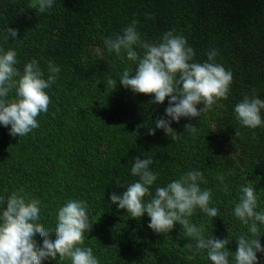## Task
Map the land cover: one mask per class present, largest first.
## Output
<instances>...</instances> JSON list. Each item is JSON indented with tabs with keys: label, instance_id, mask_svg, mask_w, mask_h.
Instances as JSON below:
<instances>
[{
	"label": "trees",
	"instance_id": "obj_1",
	"mask_svg": "<svg viewBox=\"0 0 264 264\" xmlns=\"http://www.w3.org/2000/svg\"><path fill=\"white\" fill-rule=\"evenodd\" d=\"M133 20L149 43L161 42L168 31L184 36L195 51L192 62H206L215 49V63L233 74L227 99L217 100L197 118L173 121L178 140L162 129L148 135V128L164 116L169 98L151 104L153 95L125 89L119 78L125 69L134 71L135 64L123 50L117 56L104 46L105 38L122 34ZM7 27L18 30L15 40L7 37ZM0 48L17 53L15 66L21 72L33 59L44 79L48 61L60 68L55 83L45 90L50 103L47 113L37 117L38 128L12 137L10 126L0 125V212L7 197L23 189L40 201L38 223L54 229L60 207L70 199L86 201L93 226L79 246L90 247L99 264H212L207 250L185 247L190 243L195 250L196 240L178 223L169 233L157 234L148 227L146 213L134 219L111 203L113 192L121 194L139 179L131 174L132 159L151 157L150 170L158 174L152 194L189 171L203 173L207 182L199 186L212 190L209 207H216L218 216L196 209L189 220L203 226L205 238L227 237L229 264H235L238 237L251 236L234 216L240 188L253 186L256 211L264 210V123L243 127L234 112L245 94L264 100V0H55L44 12L36 0H0ZM134 50L143 52L137 46ZM108 79L117 80L115 90L107 87ZM14 95L12 90L9 98ZM205 119H214L218 128L206 130ZM187 123L196 131L185 130ZM219 175L225 176L224 184ZM257 227L264 247V224L257 222ZM34 239L42 243L39 234ZM257 256L264 264V254ZM43 264L71 261L57 257Z\"/></svg>",
	"mask_w": 264,
	"mask_h": 264
},
{
	"label": "clouds",
	"instance_id": "obj_2",
	"mask_svg": "<svg viewBox=\"0 0 264 264\" xmlns=\"http://www.w3.org/2000/svg\"><path fill=\"white\" fill-rule=\"evenodd\" d=\"M54 2L36 0L40 12L51 8ZM146 15L149 19L153 18L151 14ZM137 23L133 20L122 30V34L105 38L104 46L109 54L117 56L123 50L127 59L135 64L134 71L125 69L119 78L125 89L153 95L151 104H163L169 98L164 116L156 119L155 127L148 128V135L154 136L156 129H162L165 135H172L173 140H178L179 133L171 127L173 121L179 123L182 117L189 120L197 118L210 110L217 100L227 99L233 74L215 63L218 54L215 49L207 53L206 62H192L195 51L188 46L184 36L168 31L163 34L161 42L149 43L141 39ZM6 33L14 40L18 37L15 28L7 27ZM134 46L142 49V54L134 50ZM17 63L14 50L0 48V125L10 126L9 135L12 137L26 136L39 127L37 117L47 113L50 103L45 90L55 83L60 72L58 66L48 61L49 75L44 79V72L35 59L26 63L22 72L15 66ZM106 83L107 87L116 89V79H108ZM12 90H15V95L9 98ZM201 104L203 107L198 109ZM261 109H264V100L245 94L236 104L234 112L241 126L255 129L264 123ZM184 129L196 131L191 123L185 124ZM235 135H240L239 131ZM132 160L131 174L139 179L121 194L113 192L109 197L111 203L118 209L126 210L134 219L146 213L150 218L148 227L157 234L169 233L178 223L187 237L196 240L195 250L190 243L185 245L189 251L207 250L212 264H229L227 237L220 239L210 234L205 238L203 226L197 227L189 220L196 209L213 218L218 216L219 210L209 207L212 190H202L199 186L201 182H207L203 173L189 171L166 186L156 187L152 194L150 188L158 178V174L150 170L152 158L134 157ZM217 179L224 184V175H219ZM116 183L119 185V180ZM224 191H228L226 184ZM146 196L151 197L148 202H145ZM2 201L3 198H0ZM39 205L40 201L24 194L23 189L7 197L6 208L0 212V264H43L57 257L61 260L69 258L71 264H99L90 247L79 246L83 244L85 231L92 230L93 226L89 223L86 201L68 200L58 209L54 229L38 223ZM256 208L254 187L242 186L234 216L248 226L251 236L241 234L238 237L235 264H259L257 253L264 254L257 235V222L264 224V210L257 212ZM36 234H39L42 243L34 239Z\"/></svg>",
	"mask_w": 264,
	"mask_h": 264
},
{
	"label": "rangeland",
	"instance_id": "obj_3",
	"mask_svg": "<svg viewBox=\"0 0 264 264\" xmlns=\"http://www.w3.org/2000/svg\"><path fill=\"white\" fill-rule=\"evenodd\" d=\"M203 125L206 130L214 132L218 128V124L214 119H205L203 120Z\"/></svg>",
	"mask_w": 264,
	"mask_h": 264
}]
</instances>
